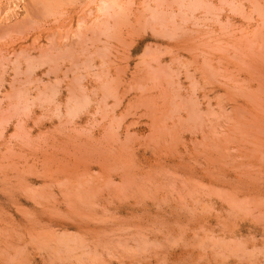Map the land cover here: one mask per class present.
<instances>
[{"label":"rangeland","instance_id":"374dc122","mask_svg":"<svg viewBox=\"0 0 264 264\" xmlns=\"http://www.w3.org/2000/svg\"><path fill=\"white\" fill-rule=\"evenodd\" d=\"M0 264H264V0H0Z\"/></svg>","mask_w":264,"mask_h":264},{"label":"bare ground","instance_id":"6f19581e","mask_svg":"<svg viewBox=\"0 0 264 264\" xmlns=\"http://www.w3.org/2000/svg\"><path fill=\"white\" fill-rule=\"evenodd\" d=\"M103 1V0H102ZM110 1V0H109ZM114 2V0H112ZM49 9V8H48Z\"/></svg>","mask_w":264,"mask_h":264}]
</instances>
